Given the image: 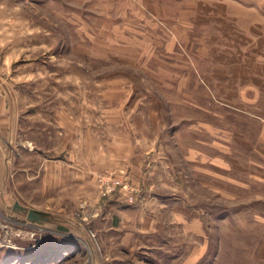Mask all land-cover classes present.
<instances>
[{
    "label": "rangeland",
    "instance_id": "1",
    "mask_svg": "<svg viewBox=\"0 0 264 264\" xmlns=\"http://www.w3.org/2000/svg\"><path fill=\"white\" fill-rule=\"evenodd\" d=\"M0 264H264V0H0Z\"/></svg>",
    "mask_w": 264,
    "mask_h": 264
},
{
    "label": "water",
    "instance_id": "2",
    "mask_svg": "<svg viewBox=\"0 0 264 264\" xmlns=\"http://www.w3.org/2000/svg\"><path fill=\"white\" fill-rule=\"evenodd\" d=\"M13 209L15 211H22V210H25L24 207H22L21 205H19L17 202H15L14 206H13ZM27 218L31 221H35V222H40L41 220L44 219V213L41 212V211H38L36 209H28L27 210Z\"/></svg>",
    "mask_w": 264,
    "mask_h": 264
},
{
    "label": "bare ground",
    "instance_id": "3",
    "mask_svg": "<svg viewBox=\"0 0 264 264\" xmlns=\"http://www.w3.org/2000/svg\"><path fill=\"white\" fill-rule=\"evenodd\" d=\"M26 214V213H25ZM33 222V221H32ZM35 222V221H34Z\"/></svg>",
    "mask_w": 264,
    "mask_h": 264
}]
</instances>
